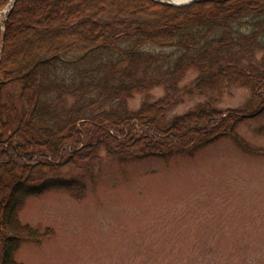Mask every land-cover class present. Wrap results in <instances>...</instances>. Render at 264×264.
Here are the masks:
<instances>
[{
    "label": "trees",
    "instance_id": "obj_1",
    "mask_svg": "<svg viewBox=\"0 0 264 264\" xmlns=\"http://www.w3.org/2000/svg\"><path fill=\"white\" fill-rule=\"evenodd\" d=\"M96 2L14 0L7 11L0 34V264H22L15 259L21 243L50 235L20 221L26 199L59 192L81 200L84 183L60 172L83 168L100 151L123 159L190 154L228 136L260 152L235 127L264 110V71L255 63L264 52V0ZM189 70L196 76L180 87ZM14 83L16 101L3 102ZM232 84L251 88L243 106L205 101L166 119L184 95ZM153 87L164 94L128 108V98Z\"/></svg>",
    "mask_w": 264,
    "mask_h": 264
},
{
    "label": "rangeland",
    "instance_id": "obj_2",
    "mask_svg": "<svg viewBox=\"0 0 264 264\" xmlns=\"http://www.w3.org/2000/svg\"><path fill=\"white\" fill-rule=\"evenodd\" d=\"M11 2L0 8V33ZM255 63L264 71V52L255 55ZM195 76L189 70L179 86ZM18 90V83L6 86L2 101L8 103ZM163 94L162 87H153L126 103L135 110ZM250 95V87L234 84L208 94L193 92L166 119L205 101L237 109ZM235 132L260 152L244 151L224 136L190 154L123 159L100 151L79 170L63 168L62 177L84 183V197L59 192L28 197L20 221L40 233L49 229L50 235L23 241L15 259L22 264H264V110L238 122Z\"/></svg>",
    "mask_w": 264,
    "mask_h": 264
},
{
    "label": "water",
    "instance_id": "obj_3",
    "mask_svg": "<svg viewBox=\"0 0 264 264\" xmlns=\"http://www.w3.org/2000/svg\"><path fill=\"white\" fill-rule=\"evenodd\" d=\"M154 1H159V0H154ZM160 1H163V0H160ZM192 1L194 0H186V1H178V2H170V1H167L170 5H174V6H181V5H186V4H189L191 3ZM14 3V0H12L11 2V5H13ZM7 15L4 16L3 20H2V24L4 23L5 19H6Z\"/></svg>",
    "mask_w": 264,
    "mask_h": 264
},
{
    "label": "bare ground",
    "instance_id": "obj_4",
    "mask_svg": "<svg viewBox=\"0 0 264 264\" xmlns=\"http://www.w3.org/2000/svg\"><path fill=\"white\" fill-rule=\"evenodd\" d=\"M178 1V0H177ZM179 1H184V0H179Z\"/></svg>",
    "mask_w": 264,
    "mask_h": 264
}]
</instances>
